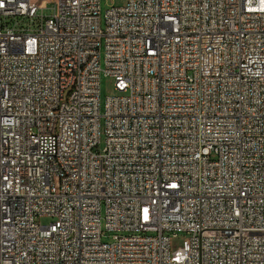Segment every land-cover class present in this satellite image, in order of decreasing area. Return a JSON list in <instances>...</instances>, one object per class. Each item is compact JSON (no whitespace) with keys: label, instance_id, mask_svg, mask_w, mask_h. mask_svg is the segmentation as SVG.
<instances>
[{"label":"built area","instance_id":"obj_1","mask_svg":"<svg viewBox=\"0 0 264 264\" xmlns=\"http://www.w3.org/2000/svg\"><path fill=\"white\" fill-rule=\"evenodd\" d=\"M116 1L0 0V264H264V0Z\"/></svg>","mask_w":264,"mask_h":264},{"label":"rangeland","instance_id":"obj_2","mask_svg":"<svg viewBox=\"0 0 264 264\" xmlns=\"http://www.w3.org/2000/svg\"><path fill=\"white\" fill-rule=\"evenodd\" d=\"M101 5V11L103 15L105 12L112 6H121L123 3H120L116 0H101L100 2ZM54 14V4L53 3H48L46 5V8L42 11V15L44 17H52ZM102 66L104 67V61H102ZM117 93L115 91V83L114 80L104 76L103 74L101 75L100 78V99H101V110L103 111V107L106 101L107 97H113L116 96ZM104 141V137L102 138ZM103 145L101 146V148ZM53 221L51 218H42L41 223L43 225H48ZM104 223V221H103ZM114 234H109V237L105 239L106 242L111 241L112 237ZM189 246V238L185 234H180L178 238L172 239L171 241V250L176 251L179 249H186Z\"/></svg>","mask_w":264,"mask_h":264}]
</instances>
